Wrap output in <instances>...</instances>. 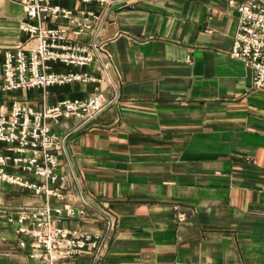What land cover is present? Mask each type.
<instances>
[{"label":"crops","instance_id":"obj_1","mask_svg":"<svg viewBox=\"0 0 264 264\" xmlns=\"http://www.w3.org/2000/svg\"><path fill=\"white\" fill-rule=\"evenodd\" d=\"M228 1L114 0L107 11L99 39L120 100L80 130L74 119L52 127L68 136L60 157L68 198L78 205L81 188L117 220L100 264H264V90H253L250 69L229 56L238 13ZM23 19L20 4L0 0V48L25 39ZM93 87H53L48 104ZM41 96L20 100L39 108ZM42 202L0 183V264H40L18 246L7 216Z\"/></svg>","mask_w":264,"mask_h":264},{"label":"built area","instance_id":"obj_2","mask_svg":"<svg viewBox=\"0 0 264 264\" xmlns=\"http://www.w3.org/2000/svg\"><path fill=\"white\" fill-rule=\"evenodd\" d=\"M9 1L23 8L19 29L26 38L12 48H0V94L38 90L42 96L39 108L16 98L0 101V144L5 149L0 151V183L27 191L43 202L20 206L7 221L17 224L18 246L28 248V258L33 261L77 264L86 257L93 264L103 263L117 220L91 203L81 188L78 205L68 198L69 177L60 172L68 136L55 134L52 127L74 119L80 130L120 100L110 76L111 56L99 39L114 0H75L103 8L99 12L63 8L53 0ZM228 5L238 13L229 56L250 69L253 90H264V0L240 4L229 0ZM73 83L94 87L85 98L48 104L49 89ZM64 221L79 226L56 225Z\"/></svg>","mask_w":264,"mask_h":264},{"label":"rangeland","instance_id":"obj_3","mask_svg":"<svg viewBox=\"0 0 264 264\" xmlns=\"http://www.w3.org/2000/svg\"><path fill=\"white\" fill-rule=\"evenodd\" d=\"M33 24H35V23H33ZM26 38V37H25ZM31 91L33 92L34 90H30V91H14V92H10V93H7V94H5V98L7 97L8 99H12V98H18V99H21V98H23L22 96L23 95H26L27 96V94L29 95V94H31Z\"/></svg>","mask_w":264,"mask_h":264}]
</instances>
